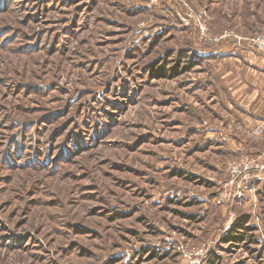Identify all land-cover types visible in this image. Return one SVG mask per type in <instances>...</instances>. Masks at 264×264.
<instances>
[{
  "label": "rangeland",
  "instance_id": "1",
  "mask_svg": "<svg viewBox=\"0 0 264 264\" xmlns=\"http://www.w3.org/2000/svg\"><path fill=\"white\" fill-rule=\"evenodd\" d=\"M256 34L264 0H0V264H264Z\"/></svg>",
  "mask_w": 264,
  "mask_h": 264
},
{
  "label": "built area",
  "instance_id": "2",
  "mask_svg": "<svg viewBox=\"0 0 264 264\" xmlns=\"http://www.w3.org/2000/svg\"><path fill=\"white\" fill-rule=\"evenodd\" d=\"M202 32H204V29H202ZM228 34H229L228 31H224L221 34V36L213 37L212 40H218L219 38L225 37ZM245 41H247L246 44H247V47H248L249 50L258 51V52H260V53H262L264 55V34L253 35V36H251L249 38H246L244 40V42ZM238 42L241 43L242 42L241 39ZM254 130H255L256 134H260L261 133V127L260 126H257ZM258 157H261L262 159H264V150L260 152ZM232 168L235 169V167H232Z\"/></svg>",
  "mask_w": 264,
  "mask_h": 264
},
{
  "label": "trees",
  "instance_id": "3",
  "mask_svg": "<svg viewBox=\"0 0 264 264\" xmlns=\"http://www.w3.org/2000/svg\"><path fill=\"white\" fill-rule=\"evenodd\" d=\"M166 74V73H165ZM245 230H248V228H245ZM237 232H239L238 230H237ZM229 234H231V233H229ZM232 235V234H231Z\"/></svg>",
  "mask_w": 264,
  "mask_h": 264
}]
</instances>
